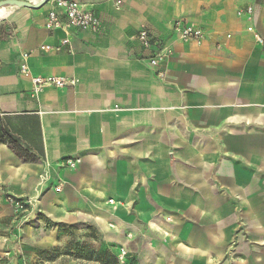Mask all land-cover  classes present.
Returning <instances> with one entry per match:
<instances>
[{
	"label": "crops",
	"instance_id": "obj_1",
	"mask_svg": "<svg viewBox=\"0 0 264 264\" xmlns=\"http://www.w3.org/2000/svg\"><path fill=\"white\" fill-rule=\"evenodd\" d=\"M73 1L96 33L47 31L51 1L0 14V264H75L46 255L58 226L124 264H264V0ZM46 76L77 85L34 95Z\"/></svg>",
	"mask_w": 264,
	"mask_h": 264
},
{
	"label": "built area",
	"instance_id": "obj_2",
	"mask_svg": "<svg viewBox=\"0 0 264 264\" xmlns=\"http://www.w3.org/2000/svg\"><path fill=\"white\" fill-rule=\"evenodd\" d=\"M52 8L49 11L46 21H45V29L49 32L56 30H68L71 28L90 31L96 33L100 26L99 18L91 11H87L83 5L73 0H51ZM121 2H115V9L120 10ZM252 13L251 8L247 10V14L250 16ZM173 29L176 33L177 39L181 42H199L203 39V32L197 28H194L192 25H188L177 21L173 25ZM248 31L251 32L252 28H248ZM137 40L139 44L144 49L151 48V39L149 33L145 29H141L138 31ZM257 41L260 44H264L263 39L257 35ZM68 40H62L59 45L55 48V51L59 52L63 46L68 45ZM41 51H53V48L50 46H42L40 47ZM172 54V50L167 45H160L156 51L152 54V56L148 59V64L151 67H156L162 62L164 59L170 57ZM25 58L27 55L23 56L21 60L22 63L20 65V71L22 74L27 72V66L25 64ZM34 89L33 94H37L46 88H54V89H64L67 87H75L77 85V81L74 79H67L61 77H36L33 80ZM63 166L74 168L75 162L71 160H64L60 163ZM9 202L14 207V211L16 213H24L27 210L26 203L20 200L9 199ZM112 202V201H111ZM17 254L9 253L3 256V259L6 261V264H17L15 262ZM125 257V252L123 250L120 251V255L118 259L122 261ZM123 262V261H122ZM19 264H26V262H21Z\"/></svg>",
	"mask_w": 264,
	"mask_h": 264
},
{
	"label": "rangeland",
	"instance_id": "obj_3",
	"mask_svg": "<svg viewBox=\"0 0 264 264\" xmlns=\"http://www.w3.org/2000/svg\"><path fill=\"white\" fill-rule=\"evenodd\" d=\"M23 214H25V212L17 213V216H23ZM57 229L62 236L67 238L66 244L62 247H57L46 254L50 258L62 256L75 264H124L118 258L112 257L103 247H101L98 243L99 240L94 237L92 233L84 234L78 229L61 226H58ZM92 237L94 238L91 239ZM97 243L98 246H96ZM15 259L20 261L18 255Z\"/></svg>",
	"mask_w": 264,
	"mask_h": 264
},
{
	"label": "water",
	"instance_id": "obj_4",
	"mask_svg": "<svg viewBox=\"0 0 264 264\" xmlns=\"http://www.w3.org/2000/svg\"><path fill=\"white\" fill-rule=\"evenodd\" d=\"M50 1L51 0H39L37 2L32 3L22 0H3L0 1V9L4 7H13V8H26L30 10H37Z\"/></svg>",
	"mask_w": 264,
	"mask_h": 264
},
{
	"label": "bare ground",
	"instance_id": "obj_5",
	"mask_svg": "<svg viewBox=\"0 0 264 264\" xmlns=\"http://www.w3.org/2000/svg\"><path fill=\"white\" fill-rule=\"evenodd\" d=\"M11 9H13V7L3 8L2 10H0V14L6 15V13L10 12Z\"/></svg>",
	"mask_w": 264,
	"mask_h": 264
}]
</instances>
